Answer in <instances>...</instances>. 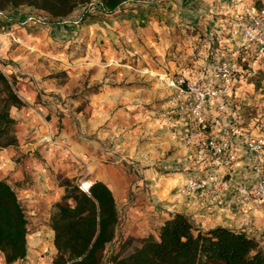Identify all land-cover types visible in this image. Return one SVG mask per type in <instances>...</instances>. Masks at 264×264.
<instances>
[{
	"label": "crops",
	"instance_id": "crops-1",
	"mask_svg": "<svg viewBox=\"0 0 264 264\" xmlns=\"http://www.w3.org/2000/svg\"><path fill=\"white\" fill-rule=\"evenodd\" d=\"M92 8L81 4L56 18L26 5L0 11V24L12 25L21 38L19 44L0 39V70L23 101L10 110L17 144L0 148V179L14 190L27 219V253L12 264H52L50 213L64 194L62 179L79 182V174L89 185L102 181L112 192L119 216L113 242L156 237L167 218L182 212L203 228L244 231L264 248V204L244 201L237 191L239 185L249 190L255 185L245 143L264 142V123H257L260 129L237 127L235 111H228L221 126L242 133L231 138L236 155L212 158L201 143L183 139L188 125L179 107L188 94L173 103L178 90L169 83L174 76L209 79L208 63L200 60L189 69L168 46L177 27L203 23L197 15L201 8L230 6L213 0H141L110 13ZM195 38L180 41L191 45ZM235 45L246 55L254 53L242 38ZM238 48L228 50L234 55ZM209 55L214 63L226 58L224 51ZM214 109L210 104L209 112ZM59 138L65 145L49 148V140ZM210 173L229 181L230 188L181 191L187 179Z\"/></svg>",
	"mask_w": 264,
	"mask_h": 264
},
{
	"label": "trees",
	"instance_id": "trees-1",
	"mask_svg": "<svg viewBox=\"0 0 264 264\" xmlns=\"http://www.w3.org/2000/svg\"><path fill=\"white\" fill-rule=\"evenodd\" d=\"M139 1L0 0V11L27 5L56 18L88 2L110 13ZM21 106L23 101L0 70V148L17 144L16 122L10 110ZM62 185L64 194L53 205L49 218L56 249L52 264H264V248L254 237L226 226L203 228L182 212L167 218L156 237L149 234L120 239L117 248L105 256L119 222L109 187L102 181L90 183L87 191L70 180H64ZM128 247L131 250L126 252ZM0 253L5 264L21 260L27 253L26 214L16 193L3 179H0Z\"/></svg>",
	"mask_w": 264,
	"mask_h": 264
},
{
	"label": "built area",
	"instance_id": "built-area-1",
	"mask_svg": "<svg viewBox=\"0 0 264 264\" xmlns=\"http://www.w3.org/2000/svg\"><path fill=\"white\" fill-rule=\"evenodd\" d=\"M241 35L244 42L254 46L258 56L264 55V7L256 10L251 7L246 11L245 20L241 26ZM6 36L12 42L19 44L20 36L12 25L0 24V39ZM233 65L226 59H220L212 67L208 80L189 82L184 77L170 79L169 83L178 90L172 98L173 103L181 94H188V101L179 108L186 115L188 131L183 134V139L188 143H201V146L212 158H234L236 151L232 146L231 138L241 135L238 128L233 126H221V119L228 112V97L232 93L236 82ZM210 104H214V112H209ZM218 128L217 131L205 138L204 134L210 128ZM65 145V139H50L49 148L54 145ZM247 152L251 156V170L256 176L254 187L249 190L239 185L237 191L244 201H251L255 206L264 204V144L260 140L247 139L245 143ZM78 187L87 191L89 182L81 179ZM218 186L222 190H228L230 183L220 178L215 173H210L198 178H189L184 183L181 191L190 193L196 190H204Z\"/></svg>",
	"mask_w": 264,
	"mask_h": 264
},
{
	"label": "rangeland",
	"instance_id": "rangeland-1",
	"mask_svg": "<svg viewBox=\"0 0 264 264\" xmlns=\"http://www.w3.org/2000/svg\"><path fill=\"white\" fill-rule=\"evenodd\" d=\"M214 3L217 5H228L230 8H201L202 11L197 15L199 19H202L203 23L194 29L183 27V25L177 27L175 34H173V43L168 46V51L175 55V57L182 55V62L189 69L194 68V65H198L197 63L203 60L210 65V70H212L215 60L209 55V52L224 51L227 59H223L231 62L237 78L235 86L233 87V89H236L235 91H237V93L235 95L233 93L229 95L228 111H235V119L238 120L235 126L247 127L250 130L256 129L257 127L260 129L258 124L260 122L264 123V55L258 56L255 50L253 51L254 53L249 52V55H246L235 44H238L239 40L241 41V26L245 20L246 11L251 7H254L256 10L261 9L264 7V0H213V4ZM243 3L248 4L244 11L241 10ZM83 5L86 6L84 10H96V8H92L96 6L93 2L84 3ZM42 12L50 16L48 13ZM186 36L196 37L195 43L191 45L186 41L185 44L182 43L180 40L183 39L181 38ZM208 41H210L209 45ZM248 46L251 47V45ZM230 48H238L237 50L239 51L232 55L235 51L228 50ZM202 68L205 67H201V69ZM197 70L199 71V69ZM202 70L205 71V69ZM177 78L179 77H173V79ZM81 179H84V174H79L78 181ZM64 180L69 179H62L61 183ZM71 182L76 185L78 184V182L75 181ZM125 238H118L109 244L105 256H107L112 249L117 248L120 239L123 240ZM137 243V241H133L134 245H137ZM130 250V247H128L126 252ZM0 263L5 264L1 253Z\"/></svg>",
	"mask_w": 264,
	"mask_h": 264
}]
</instances>
